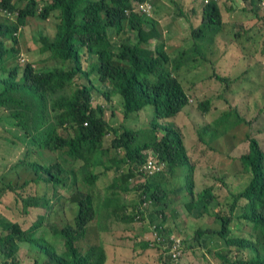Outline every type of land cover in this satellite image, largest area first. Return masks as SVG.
<instances>
[{
	"label": "trees",
	"instance_id": "obj_1",
	"mask_svg": "<svg viewBox=\"0 0 264 264\" xmlns=\"http://www.w3.org/2000/svg\"><path fill=\"white\" fill-rule=\"evenodd\" d=\"M147 1L0 0V13L5 18L11 20L12 13H16L11 23L0 22V107L9 112L14 124L25 134L27 145L36 146L50 156L59 153L63 159H51L49 163L35 158L19 161L35 172V177L26 179L21 187L45 182L52 188V194H24L14 186H10L11 190L22 202V215H27L32 207L51 210L58 199L71 200L76 205L72 221L63 224L55 233L56 237H61L64 250L58 251L56 242L44 235L35 236L45 215L28 228L15 220L0 234L1 264H21L22 242H29L44 254L47 258L44 264H106L109 257L106 244L101 240L98 244L87 241L94 222H102L104 228L109 221L125 224V229L137 235L132 237L137 239L134 241L136 250L154 248L158 263L166 264L169 255L165 252L170 249L167 245H170L172 233L166 225L170 217L166 199L172 189V179L185 177L183 188L192 196L185 207L195 217L208 214L211 208L215 210L216 202V205H222L218 187L213 184L195 192V164L182 132L167 121L190 103V93L182 79L184 72H197L208 63L213 68L211 76L225 85L221 95L229 89V77L217 71L212 59L217 50L215 47L208 49L214 36L222 30L221 7L218 0L203 1L202 18L198 24L191 23L189 43L172 51L154 16L159 14L157 4L161 0L150 1L153 15L139 8ZM260 1L250 0L251 11L258 18L255 6ZM55 13L59 19L55 35L53 38L41 37L40 51L47 53V60L57 63L41 68L37 67L36 61H22L19 30L29 17L47 19ZM262 20L260 17L259 21ZM7 39L12 40L10 46ZM235 53L239 58L245 51ZM90 55L95 59L84 67L83 62ZM252 68L256 66L250 63L243 73H249ZM103 85L109 86L108 89ZM95 90L101 91L107 99L117 95L124 119L148 110L152 115L150 126L112 125L105 105L94 103ZM257 98L261 100L262 97ZM213 101L210 96L197 104L206 113L212 109ZM225 101L228 108L202 127L200 139L206 144L242 122H253L242 116L237 107H232L227 98ZM258 110L264 112V105ZM115 116L113 110L111 117ZM108 134H112L110 145H106ZM246 138L247 150L240 155V160L244 170L250 173L247 185L241 191H230V200L226 204L228 212L214 211L220 221L219 227H199L194 230L191 242L182 239L184 249L195 246L193 241L206 246L208 242L218 240L213 248L220 259L219 264H264V147L255 134L248 132ZM29 150L32 152L33 149ZM151 158L162 165L161 170L151 172L146 167ZM112 169H117L120 176L113 178L105 190L98 191L100 176ZM134 177L141 178L136 184V202L123 201L114 195L116 191H131L130 180ZM60 185L69 186L70 197L59 194ZM145 198L151 202L152 210L142 209ZM145 212L150 214V223L157 225L158 235L162 237L159 241L151 224L143 226V232L133 231L137 230L135 224L145 217ZM175 219L179 221L176 214ZM235 219L250 223L251 230L235 233L232 229ZM98 227L103 230L100 225ZM144 232L153 236L145 238ZM34 264H40L39 257L35 258Z\"/></svg>",
	"mask_w": 264,
	"mask_h": 264
},
{
	"label": "rangeland",
	"instance_id": "obj_2",
	"mask_svg": "<svg viewBox=\"0 0 264 264\" xmlns=\"http://www.w3.org/2000/svg\"><path fill=\"white\" fill-rule=\"evenodd\" d=\"M203 1L168 0L173 8L170 5L167 10L175 14L174 19L178 18L179 11H186L188 13H186L188 19L191 20L190 24H198L202 18ZM218 2L223 13L224 23L222 30L214 36L215 38H213L210 44V50L214 47L217 50L212 55V59L214 60L217 71L229 77L231 81L229 89H227L226 94L221 95L223 92L222 88L225 85L214 76H211L213 68L208 63H204L205 65H202V68L197 72H184L182 79L190 93V103L177 116L167 121L174 123L182 132L184 143L189 149L192 162L195 164V192L212 184L218 187L217 194L222 205H216V202L214 203V208L218 211L228 212L229 206L226 204L230 200V197H228L230 191H241L250 180V173L244 170L242 161L240 160V155L247 150V133L251 132L252 135L255 134L264 147V131H262V128L264 129V112H259L258 110L259 106L262 107L264 105V0L255 6L259 12V18L251 11L252 4L250 0H218ZM192 6L198 8L200 12L198 17L197 14L195 15L196 17L193 16ZM0 16L2 17H0V22L5 21L11 23L16 18V13H12L11 20L5 18L1 13ZM260 17L263 18L262 21H259ZM183 19L186 18L183 17ZM58 22L59 19L56 13L51 14L47 19H43L40 16L29 17L27 19L18 33L22 61H36L37 67L41 68L53 67L57 63L47 60L45 58L47 53L45 54L40 51V39L44 35L53 38ZM243 30L245 33H239ZM185 32V40L189 42L191 28L189 27V31L187 32L186 30ZM238 40L240 42L235 43ZM6 43L10 46L12 40L7 39ZM28 45L30 47L27 48ZM217 47L220 48L217 49ZM242 50L245 53L238 58L235 52ZM226 51L228 53L225 56ZM219 58H222V60L218 61ZM94 59L95 56L90 55L83 62V66L86 67L88 62ZM43 60H47L45 61L46 63H43ZM250 63L253 64V67L256 66V68H252L249 73L244 74V68L249 67ZM2 74L6 75L5 73ZM103 87L108 89L109 86L103 85ZM210 96L214 100L212 109L205 113L198 107L197 103L203 98ZM257 96H261V100H258ZM223 97L225 100L227 98L231 101L230 104L232 107H237L242 116L247 120L252 119L253 122L251 124L242 122L233 127L229 132L211 141L210 144H206L200 139L202 127L210 124L213 119L228 108V103H226ZM94 103L105 105L108 112L107 117L114 126H118L119 124L133 128L138 127L139 124L144 125V127L150 126L149 120L152 118V115L148 110L124 119L120 99L115 94L110 99H107L101 91L95 90ZM113 110L116 112L115 117H111ZM111 140L112 134H108L106 137V145H110ZM28 143L25 134L14 124V119L10 117L9 112L3 107H0V234L4 232L7 225L13 223L15 220L21 222L25 228H28L33 223L39 222L41 216L45 215L46 217L42 220V225L35 236L41 237L44 235L50 241H55L58 251H62L64 250V244L62 240H59L61 237H56L55 233H58L63 224L72 221L76 205L71 200L56 199L57 201L53 202L51 210L32 207L27 215H22V202L18 200L16 192L11 190L12 188L10 187L14 186L17 189L19 188L18 192L22 190L21 192L24 194L41 195L44 192H47L46 194H52V188L50 185L45 184V182H38V185L31 184L21 187L26 179L32 180L35 177V172L29 165L19 164V161L22 159L26 160L25 158L29 160L35 158L41 162L49 163L51 159L55 158L58 161H63L62 156L59 153L50 156L44 150L40 151L36 146L33 148V146L27 145ZM29 147L33 149L32 152L29 150ZM36 148L37 151H34ZM112 154L114 155V153ZM119 176L120 173L117 172V169L107 171V173L100 176L96 188L98 191H102L106 185L112 182L113 178H118ZM184 178H173L170 184L172 192L168 191L169 194L166 199L168 202L166 210L170 215V220L167 222L171 231L174 232L171 233L172 235L177 238H186L188 242H191V236L195 229L199 227L217 228L220 225V221L213 214L215 210L211 207L209 209L211 212L199 217H195V214L188 213L185 204L191 200L192 196L183 188ZM219 178L222 180H219ZM140 180L141 178H132L130 180L131 191L123 193L116 191L114 195L120 197L123 201L136 202L138 200L136 184ZM57 190L59 194H63L64 198L70 197L71 195L69 186L62 187L60 185ZM144 209L152 210V205L149 204ZM195 211L198 212L199 210L196 209ZM175 214L179 219L178 222L176 219L174 220ZM149 215L145 212V217L139 219L140 221L136 223L137 225L135 224L137 230L134 229V232H143L141 229L143 226L154 224V222L150 223L152 219ZM94 223L96 224L91 228L87 242L89 244H98L101 240L106 244V250L109 253L106 264H159L154 248L142 249L138 247L140 250L137 249L134 254L130 251L134 241L137 240L132 239V237L134 236L135 238L137 235L131 230L125 229V224H116L109 221L107 222L108 225L103 228L101 227L102 222L99 224L97 222ZM98 225L103 230H99ZM251 227V224L246 221L239 222L238 219H235L232 222V229L237 234L248 232L251 230ZM151 236L153 235L149 233V237ZM204 239L205 237H203ZM193 242L195 246L192 249H185V252L182 251L180 263H182L181 259L184 255L183 257L187 258L189 264H202V261L204 263L208 261V264H217L215 262L216 256L211 251H207V246L218 243V240H212L210 241L212 243L208 242L206 246L199 244L197 241ZM22 244L28 248L30 253L33 252L36 254L35 256L39 257L40 263H45L47 258H45L44 254L30 246L29 242H22ZM220 244L223 243L220 242ZM128 245H130L129 248H127ZM30 247L32 250H30ZM203 247H207L205 249L206 251ZM124 248L128 250H123ZM139 251L141 254L138 253ZM123 255H126V257ZM132 255L133 257L131 258ZM137 257L140 258L137 259Z\"/></svg>",
	"mask_w": 264,
	"mask_h": 264
},
{
	"label": "crops",
	"instance_id": "obj_3",
	"mask_svg": "<svg viewBox=\"0 0 264 264\" xmlns=\"http://www.w3.org/2000/svg\"><path fill=\"white\" fill-rule=\"evenodd\" d=\"M205 1V0H204ZM157 10H159V14H156V20L159 23L160 29H161V33L163 34V38L166 39L167 43H168V49L169 50H180L181 48H183V44H187L189 42H187L185 40L186 37H184V33H186L185 31L187 30V32L189 31V27H190V21L188 19V13L186 11H179V15L178 18L174 19L175 14H172L170 10L168 9V6H170L171 4H169L168 0H161L160 3L157 4ZM171 7L173 8V6L171 5ZM140 10H143L142 7H139ZM191 8V6H190ZM195 8V9H194ZM192 12H193V16H195L197 14V17L199 16L200 12L198 10V8L192 6ZM163 10H164V14H163ZM144 12H147L149 15H153V11H151V7L148 11L143 10ZM158 13V12H157ZM187 13V14H186ZM186 14V16H185ZM155 16V15H154ZM183 17H185L186 19H183ZM196 17V16H195ZM174 19V20H173ZM194 19V17H193ZM201 20V19H200ZM199 20V21H200ZM189 21V22H188ZM188 35V34H187ZM190 37V36H189ZM184 39V40H182ZM188 39V38H187ZM182 40V41H181ZM205 48V46H204ZM211 47H209L208 49H210ZM188 149V148H187ZM189 151V149H188ZM190 154V153H189ZM151 205V204H150ZM157 208V207H156ZM170 220V219H169ZM168 225V222H167ZM170 228V227H169ZM172 232V231H171ZM174 233V232H172ZM142 235L146 238L149 237V232H144V234L142 233ZM141 235V236H142ZM179 235V234H178ZM212 243V242H210ZM204 245V244H203ZM213 245V246H212ZM217 245V243L215 244H209L208 250L207 251H211L212 253H214V255L216 256L215 258V262L217 264H219L220 259L217 257V255L215 254V247ZM21 248H20V255L19 258L21 259V264H34V260L35 258H37V256H35L36 254H34L33 252H29L28 248L26 246H24V244H20ZM130 245L127 246V248H129ZM135 245L133 244L132 248H131V252H136V248H134ZM139 247V246H138ZM207 247H203L204 250L207 249ZM193 248V246H192ZM190 248V249H192ZM30 250L31 247H30ZM128 250V249H127ZM140 250V249H139ZM206 251V250H205ZM128 252V251H127ZM185 252V249L184 251ZM138 253L141 254V252L139 251ZM156 253V252H155ZM184 254V253H183ZM126 257V255H123ZM184 256V255H183ZM182 256V263L180 264H189L187 262V258ZM133 257V255L131 256V258ZM130 258V259H131ZM140 257H137V259H139ZM136 259V260H137ZM1 261V260H0ZM142 261V260H141ZM140 262V261H139ZM43 263V262H42ZM40 263V264H42ZM206 264H208V261L205 262ZM202 261V264H205ZM1 264V263H0Z\"/></svg>",
	"mask_w": 264,
	"mask_h": 264
},
{
	"label": "built area",
	"instance_id": "obj_4",
	"mask_svg": "<svg viewBox=\"0 0 264 264\" xmlns=\"http://www.w3.org/2000/svg\"><path fill=\"white\" fill-rule=\"evenodd\" d=\"M150 1H147L144 4H141L140 6L142 7L143 10L148 11L151 7L150 5ZM205 2H209V0H205ZM156 160V159H155ZM154 160V158H151L150 160H148L146 167L151 171L154 172L155 170H161L162 165L158 164L156 161ZM151 202L148 199H144V201L142 202V209H144L145 207H148L149 204ZM157 225L156 224H152L151 225V229L153 230V234L154 236H156V240H160L162 239V237L160 235H158V232L156 230ZM170 245H167L170 247L169 252L166 251L165 254L168 256L169 255V260L168 262H166V264H180V256L181 253L183 251V242H182V238H177L174 235L170 234V243H168Z\"/></svg>",
	"mask_w": 264,
	"mask_h": 264
}]
</instances>
